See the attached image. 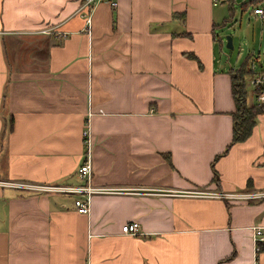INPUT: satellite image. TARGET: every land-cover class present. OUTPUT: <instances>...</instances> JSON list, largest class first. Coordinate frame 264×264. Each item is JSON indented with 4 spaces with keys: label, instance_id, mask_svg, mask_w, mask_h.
<instances>
[{
    "label": "crops",
    "instance_id": "0c3cea01",
    "mask_svg": "<svg viewBox=\"0 0 264 264\" xmlns=\"http://www.w3.org/2000/svg\"><path fill=\"white\" fill-rule=\"evenodd\" d=\"M221 17L213 0H0V264H264V199L186 195L264 191V114L232 144ZM86 126L91 185L112 192L83 214L21 187L82 185Z\"/></svg>",
    "mask_w": 264,
    "mask_h": 264
},
{
    "label": "rangeland",
    "instance_id": "374dc122",
    "mask_svg": "<svg viewBox=\"0 0 264 264\" xmlns=\"http://www.w3.org/2000/svg\"><path fill=\"white\" fill-rule=\"evenodd\" d=\"M223 17L218 18L220 25L216 29L219 39L216 41L215 52L218 62L222 61L229 69H239L247 62L252 73L246 76L247 102L255 104L250 78L254 72L264 71V19L252 13L254 4L249 0H219ZM228 37L232 39V48L227 46Z\"/></svg>",
    "mask_w": 264,
    "mask_h": 264
},
{
    "label": "built area",
    "instance_id": "2783aa9c",
    "mask_svg": "<svg viewBox=\"0 0 264 264\" xmlns=\"http://www.w3.org/2000/svg\"><path fill=\"white\" fill-rule=\"evenodd\" d=\"M102 0H87V5L94 7V5ZM215 4L218 0H213ZM258 4H254L252 13L264 19V0H259ZM116 5L115 2H112ZM250 85L253 89V96L256 100L257 106H264V71L254 72L250 78ZM84 144L86 151L84 154V160L78 167L76 175L82 182L79 186H62V185H21V187H28L33 190L43 191L47 193H60L66 195H75V206L78 212L88 214L90 211L91 197L93 194L112 192L111 189L98 188L91 185L92 181V164H91V139L89 126L83 131ZM186 195L190 196H219L225 197L229 200L246 201V200H259L264 199V191L247 192V193H235V194H220V193H207V192H187ZM254 241L257 251H259V244L264 243V228L255 227ZM122 233L134 236H142L144 233L141 231V226L138 222H132L125 224L122 227Z\"/></svg>",
    "mask_w": 264,
    "mask_h": 264
},
{
    "label": "trees",
    "instance_id": "16d2710c",
    "mask_svg": "<svg viewBox=\"0 0 264 264\" xmlns=\"http://www.w3.org/2000/svg\"><path fill=\"white\" fill-rule=\"evenodd\" d=\"M259 2V0L249 1L251 4H258ZM248 67L247 62H245L239 69H232L229 72L231 75L232 93L235 102V110L231 113L233 118L232 144L247 139L256 124L257 117L264 114V106H257L254 103L249 105L247 102L246 76L252 73V70L248 69ZM213 180L218 181L216 172L214 173Z\"/></svg>",
    "mask_w": 264,
    "mask_h": 264
},
{
    "label": "water",
    "instance_id": "95a60500",
    "mask_svg": "<svg viewBox=\"0 0 264 264\" xmlns=\"http://www.w3.org/2000/svg\"><path fill=\"white\" fill-rule=\"evenodd\" d=\"M227 46H228L229 48H232V47H233V45H232V39H231L230 37H228V43H227Z\"/></svg>",
    "mask_w": 264,
    "mask_h": 264
}]
</instances>
